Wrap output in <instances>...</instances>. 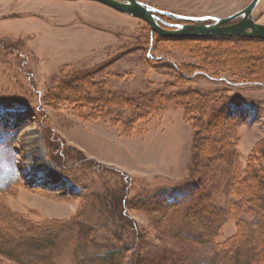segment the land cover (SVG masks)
<instances>
[{
  "label": "rangeland",
  "instance_id": "obj_1",
  "mask_svg": "<svg viewBox=\"0 0 264 264\" xmlns=\"http://www.w3.org/2000/svg\"><path fill=\"white\" fill-rule=\"evenodd\" d=\"M140 1L184 16L222 18L251 2ZM253 16L264 24V0ZM174 20L170 23H185ZM159 36L176 38L152 33L145 21L96 1L0 0V208L38 223L70 220L72 230L50 250L56 264H87L102 250L126 242L132 249L124 264H207L222 247L230 248L245 224L254 225L257 239H264V199H239L250 185L248 158L264 138V86L244 82L227 66H204L182 44L152 47V37ZM185 42L202 48L207 43ZM80 80L97 83L92 96L87 91L89 98L104 90L105 98L110 89L137 99L138 108L156 93L152 105L163 107L160 119L140 123L133 136L102 119H83L74 105L85 100L74 104L68 96ZM193 101L198 104L192 109L209 112V118L222 110L228 116L209 129L217 138H230V145H214L217 152L209 157L198 156L194 147L200 113L184 110ZM109 111L122 120L130 117L123 105ZM214 134L207 139L212 144ZM17 166L24 178L7 189ZM36 178L50 187L26 184ZM233 203L237 207L228 211ZM196 210L201 221L194 223L189 217L200 219ZM132 220L135 230L124 225ZM203 230L210 240L196 243Z\"/></svg>",
  "mask_w": 264,
  "mask_h": 264
},
{
  "label": "trees",
  "instance_id": "obj_2",
  "mask_svg": "<svg viewBox=\"0 0 264 264\" xmlns=\"http://www.w3.org/2000/svg\"><path fill=\"white\" fill-rule=\"evenodd\" d=\"M159 16L162 19L161 25L163 27H166L169 24H171L170 21H176L172 16H167V15H159ZM152 38H153L152 42H150V44H152V47L165 46L162 48L163 50L166 48L168 49L171 48L170 46L166 47L168 46L166 45L167 43L169 44L178 43L175 45L182 44L181 49L189 52L194 58L200 59L201 63L204 66H208V64L212 62L216 63V65L219 64L216 67L217 70H222L224 69L223 67L227 66L231 71H233V73L236 76L238 77L240 76L241 78L239 79L243 80L244 82L258 83L264 86V48L263 51H260L258 53L252 52V49L253 51H255V49L258 46L264 47V39H259L254 37H240V36L210 37V38H198V39L185 38V37L165 38L159 36L157 37L156 40L154 39V37ZM194 40L201 42L199 44H203L202 42L206 41L207 42L205 43L206 45L204 44L206 48L207 46H210V44H212V46L215 47L214 51L210 49L208 51V49L204 47L202 48V46L198 45L197 43L188 44L185 42V41L193 42ZM219 49L221 51L217 53V50ZM149 61H150V55H148V62ZM173 65L174 64L171 63V66ZM179 68L183 73H185L182 67ZM81 80L80 83H78L80 85L76 84V86L74 87V89L70 91L71 93H69L68 96L74 99L73 100L74 104L85 100L84 101L85 105H74L76 107L75 108L76 113H78V116H80L83 119H91V120L102 119L104 121H107L109 123L118 126L127 136L135 135L138 132V129L141 124H149L155 120L160 119L159 112L163 110V107L161 105H152L153 104L152 102L156 100L153 99V97L156 96L155 95L156 93L150 95L151 96V98H149L150 100L146 99L147 103L145 104L142 103L141 105L142 107L138 108L137 99L132 100L130 98H125L121 95H118L114 91H109L110 89L107 90V96L105 98H104L106 94L105 90L102 91V93L99 95L101 98L100 97L89 98L88 94L86 95L87 91L88 93L90 92L89 94L90 96H92L94 93V87L98 85L97 83L91 81H90L91 83L81 84ZM106 88L108 89L107 86ZM67 90H70V87ZM85 95L87 96V98H85ZM59 96L55 97V99L57 100ZM198 98L199 97L197 96L196 100H198ZM114 99L115 100L119 99L120 102L119 103L116 102L118 103L117 105H108L109 103H112V100ZM171 99H172L171 97H167L168 101H170ZM190 100H188L187 103H189ZM105 101L106 103H104ZM89 102H91L92 104H90ZM192 103L194 105L184 106L185 115H189V113L195 114L196 111L200 113V110L198 108L201 107H198L197 108L198 110L192 109V107L196 106L195 104H198V101H193ZM103 104H107V105H103ZM120 105H123V107L126 110H128L127 112H129V116H130L129 118L127 119L123 118L122 120L121 117L109 111L110 109L118 108ZM105 108L106 110L104 111L103 109ZM139 109L141 111L140 114L138 115ZM201 113H200V118L198 119L196 125L197 133H196V141L194 147L197 151L198 156L209 157L217 152L216 151L217 149L214 148V145H226V146L230 145V141L228 140L230 138L227 139L226 136L223 137L222 139H220V137L217 138V136L215 135L216 133L215 132H214L215 134L210 133V129H209L210 128L209 126H212V124L215 125V122L217 120L220 121L223 118L227 119L228 116L225 114L224 110L220 111V113L219 112L213 113L211 115V118H209L210 117L209 112L206 114H201ZM210 134H214V137L217 138L216 141H214V144H212L213 142L210 141L211 137H208L210 136ZM207 139L210 140L207 141ZM12 142H14L13 138H12ZM255 149L256 151H254V153L251 154L250 157L248 158V162L246 166V170L248 171V174L247 173L246 174L249 177L248 181L250 185H248L245 191L243 189L240 190V191H244V195H240L237 192L239 191L240 187H238L236 191V194L238 193L242 197L239 198L240 200H243L245 198L246 202L249 201V203L252 200H257L259 202H262L264 199V170L261 167V164L264 161V138L261 140V142L258 144V147ZM15 166H16V161H15ZM13 173L15 175L13 176V180L11 181V183L6 187L7 189L13 185L22 182L24 178L23 175L20 176L18 166L15 167ZM236 175L238 176V172L236 173ZM39 180L40 179L28 183L26 182V184L31 188L37 190L39 189L46 190L48 187H50L49 181L40 182ZM237 184L243 185V181L242 182L237 181ZM234 185L235 184H233L232 186L233 187L232 192L236 190ZM53 191L58 192L62 190L54 187ZM126 204H127L126 201H123V206L127 209L128 206H126ZM176 204H179V202H175L173 205ZM235 207L237 206H235V204L233 203L231 207H229L228 211L232 212V210H235ZM192 212L193 214L197 215L200 219L196 218L194 220L191 217L189 218L193 222L194 221L200 222L201 210H196L195 212L194 211ZM236 213L238 214L237 211ZM229 214L230 213L228 212V215ZM78 215L80 216V214ZM40 222L41 223L34 222L29 219H26L23 216H18L17 214L10 211L9 208L6 207H3V209L0 208V264H56L55 260L52 258L50 254V250L53 247V245H55L56 239L63 232L72 230L73 223L70 220H61L59 222L58 221H54V222L40 221ZM215 224L216 222L214 221L211 224V226H215ZM243 224L244 223H242V225ZM4 225H8L9 229H5ZM124 225L125 227L130 226L132 230H135L133 220L130 222V225L129 224H124ZM203 231L205 233L203 234L201 233L199 236L195 238L196 243H203L210 240L205 235L206 233H209V231L208 232L205 230ZM87 235H89V232H86V234L81 239V242L79 243V246L81 248H83V246H86L87 244V240H88ZM238 235L236 238H234V240L232 239V241L236 242L235 244H233L234 242L233 243L231 242L233 245L231 244L230 248L222 247L220 251H217L213 260H211L207 264H261V263L264 264V255H263L264 246L260 247L261 245L260 243L261 241L264 243V239H262L261 241L257 239V234L255 233L254 225L251 226L246 224L243 225ZM128 245L129 244L126 242L122 246L119 245L110 248L108 250H102L101 252L95 254L91 259V261L87 264H124L125 263L124 261L127 257V250L132 249V246L131 248L128 249ZM1 258L6 259L10 262L5 263L4 261L1 260Z\"/></svg>",
  "mask_w": 264,
  "mask_h": 264
},
{
  "label": "water",
  "instance_id": "obj_3",
  "mask_svg": "<svg viewBox=\"0 0 264 264\" xmlns=\"http://www.w3.org/2000/svg\"><path fill=\"white\" fill-rule=\"evenodd\" d=\"M77 1V0H70ZM102 3L108 7L115 9L123 14L141 19L150 25L152 33H158L162 36L184 37V36H243L264 39V24L257 21V17L253 16V12L257 8L261 0H251V2L240 11L230 15L229 17H190L169 11L161 10L154 6L148 5L140 0H89ZM159 15L172 16L180 20H214L211 24H195L180 25L176 29H166L161 25L162 19ZM240 18V20L229 26H222L226 22H230Z\"/></svg>",
  "mask_w": 264,
  "mask_h": 264
},
{
  "label": "flooded vegetation",
  "instance_id": "obj_4",
  "mask_svg": "<svg viewBox=\"0 0 264 264\" xmlns=\"http://www.w3.org/2000/svg\"><path fill=\"white\" fill-rule=\"evenodd\" d=\"M190 17H197V16H190ZM200 17H205V16H200ZM239 20H240V18H238L236 20H233V21H230V22H226V23L222 24V26H229V25L235 24ZM183 22H185V23H171V24H169V27L173 26V28L176 29L180 25H186V24H188V25L211 24V23L214 22V20H212V19H204V20H199V21H196V20H183Z\"/></svg>",
  "mask_w": 264,
  "mask_h": 264
}]
</instances>
